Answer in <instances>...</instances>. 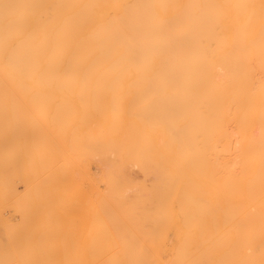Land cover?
I'll list each match as a JSON object with an SVG mask.
<instances>
[{"label":"bare ground","instance_id":"6f19581e","mask_svg":"<svg viewBox=\"0 0 264 264\" xmlns=\"http://www.w3.org/2000/svg\"><path fill=\"white\" fill-rule=\"evenodd\" d=\"M263 64L264 0H0V197L12 173L1 137L9 106L36 121V162L27 174L33 180L85 172L79 157L89 150L110 153L118 164L176 167L165 172L207 182L225 173L229 105L240 101L241 123L257 125L254 135L245 125L238 153L247 191L241 264H264V93L237 90L251 77L241 70ZM152 80L160 82V99L139 97ZM95 117L104 126L93 133ZM24 173L21 162L17 175ZM194 187L180 193L177 264L227 263L228 234H215L207 221L216 214L203 212L201 202L221 197L215 192L223 187ZM118 209L116 218L129 217ZM60 217L55 213L54 225ZM126 233L108 264H167L142 260Z\"/></svg>","mask_w":264,"mask_h":264},{"label":"rangeland","instance_id":"374dc122","mask_svg":"<svg viewBox=\"0 0 264 264\" xmlns=\"http://www.w3.org/2000/svg\"><path fill=\"white\" fill-rule=\"evenodd\" d=\"M8 7L2 9L8 13ZM241 73L252 80L242 83L237 88L239 92L264 93V64L245 68ZM159 83L150 81L143 87L147 92L139 97L159 100V93H155ZM240 109V101L235 107L229 105L228 161L223 167L225 173L207 178L210 181L181 179L177 173L165 172L176 167L160 163H114L110 153L105 157L88 150L79 157L85 172L72 168L65 178L52 182L28 177L29 168L36 162V121L33 115L19 114L14 105L9 106L1 137L6 142L12 173L0 197V218L5 222L0 227V264H108L116 257L119 234L125 231L128 242L145 253L142 260L157 257L167 264H177L184 228L185 200L180 193L193 186H198L192 189L195 193H210L212 186L223 187L215 192L221 197H201L203 212L216 214L207 221L215 224V234H228L230 256L224 264H241L240 234L246 225L247 191L246 170L238 153L241 142L246 140L243 138L248 136L246 129L247 134L254 135L257 125L241 123ZM103 126L99 117L92 119L93 133L103 130ZM73 129L74 126L71 132ZM109 132L105 133L108 141ZM122 134L123 131L120 139ZM155 138L161 145L160 132L156 131ZM21 162L25 173L19 177L17 167ZM118 205L129 217H115L120 211ZM55 213L61 214L57 225L53 223ZM62 241L65 248L60 246Z\"/></svg>","mask_w":264,"mask_h":264}]
</instances>
